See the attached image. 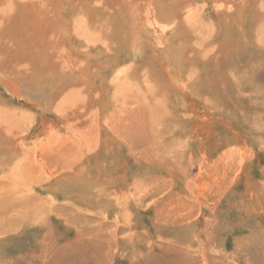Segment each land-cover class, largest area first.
Returning <instances> with one entry per match:
<instances>
[{
	"label": "rangeland",
	"instance_id": "rangeland-1",
	"mask_svg": "<svg viewBox=\"0 0 264 264\" xmlns=\"http://www.w3.org/2000/svg\"><path fill=\"white\" fill-rule=\"evenodd\" d=\"M105 1L108 2L106 4L109 9L118 7L125 14L119 16L118 35L109 38L108 42L112 45L107 47L105 44H97L103 50V58L93 66L103 70L104 75L102 81H98V86H90L98 92L96 98L101 106L103 103L108 104L102 106L104 109L100 111V116L104 119L105 128L117 132L119 139L110 136L109 152L100 157L101 167L95 169L92 162L86 163L90 167H82V174L87 182H74L68 186H60L54 180H44L45 176L41 171H36L39 180L35 179L33 187L29 189L25 187L28 182L21 184L5 180L2 176L5 171H2V164L10 161L12 157L6 152L4 154L3 148L0 149V198L12 201L19 200L18 196H23V202L35 207L30 211L22 207L24 212L19 211L21 218L30 221L23 215L25 212H29L33 218L37 217L36 214L39 216L35 224L11 218L8 224V218L14 216L11 212L7 214V220L4 216L0 217V264H264V46L252 49L251 57L256 58L253 59L255 67L249 68V71L242 70L245 64H249V59L246 60L245 57L243 60L242 56L240 58L237 52L232 51L230 62L225 60L220 63L219 59L211 61L213 68L209 73V78H212L213 72L219 74L218 70L222 69V65L226 71L241 69L242 73H237L241 76L238 75L235 80L239 81L240 85L243 84L244 95L258 104L253 108L255 112L240 117L245 118V121L238 119L239 116L228 118L227 112L221 110L212 113L211 106H206L189 95L188 101H193L199 107V115L196 117L186 116L182 110H176L178 114L180 112V119L177 121L165 120L166 113L146 115L148 123H153V130L149 133L150 140L148 136L143 139L145 145L148 144L146 147L150 150L153 148L154 153L146 159L153 162H146L145 156L133 153L136 146L139 148L141 145L132 134L135 121H144L143 114L146 111L135 110L129 102L125 106L124 101L127 99L122 95L130 97L133 92L131 88L121 92L126 74L130 77L140 70L130 77L137 84L141 70L146 63H150L165 78L164 67L172 64V60L169 56L162 55L159 48L166 50L168 38L173 31L183 30V33L188 35L184 40L195 44L197 42L199 47L203 48L211 45L209 39L212 37L215 39L213 43L221 39L225 41L229 32L225 33L218 0H184L190 6L192 14L198 15L195 16L194 22H198L199 26L186 28L183 22L179 24L183 21V16L176 14L166 26L165 35H161L156 28V22H159L161 15L157 18L156 9L154 18L152 12L148 15L149 9L155 7V4L151 5L155 1L150 0V8L147 7V12H144L147 32L141 33L148 38L151 36L150 31L154 29L158 34L156 40L159 47L156 48L155 54L152 49L148 50L147 59L134 57L128 60L124 57V50L129 36V7L125 0H94L100 3V6ZM259 2L241 0L237 5H232L234 9L228 12L229 20L234 23L233 14L237 12L240 4H248L250 24H247V18L245 31L239 30V26L231 31V35L236 37L232 40L235 45H242L244 35L258 27L260 17L252 18V14L259 10ZM16 3L18 5L19 2L16 0ZM58 4L56 5L65 9L63 13H60L62 9L48 11L56 18L60 13L70 19L75 11L77 14L81 12L80 16L84 17L90 9L87 5L89 0H58ZM22 11L23 7L19 5L10 12L7 11L5 15L11 13L16 16ZM13 15H0V77H12L25 92L36 99V104H44L43 101L52 95L53 90L43 81L30 78L35 74V63H38L36 50L30 53L29 44L23 41L27 35L19 34L10 22L8 24V18ZM261 21L264 28V20ZM220 26L223 31L217 33ZM52 31L58 38L51 35L50 46L53 48L49 50L53 53L52 56H57L56 49H60L58 45L64 46L66 43L62 40L65 33L58 29ZM67 32V35H70L69 41L78 44L79 36L76 37L71 29ZM40 34L42 35L41 31ZM180 40L182 39L177 38L174 41ZM34 42V48L38 46L39 50H44L46 44L37 38ZM81 44L84 47L88 45L85 42ZM92 51L100 52L94 49ZM16 54L17 56H14ZM199 55L202 57L201 51ZM78 58L84 59L81 53ZM183 63L184 61L182 65ZM194 64L197 70L191 77H198L200 73V83L206 82V76L203 70H200V59L194 60ZM18 71L30 80L15 76ZM179 71L184 74L183 66L179 65ZM224 78L227 81L230 79ZM165 80L166 83L169 82L167 78ZM89 82L90 78L87 83ZM78 84L83 85L84 82L78 81ZM207 87L203 86L201 90L210 96ZM3 89L0 86V128L7 133L6 138L17 141L16 134L19 131L21 134L30 131V136L26 139L28 141L34 137L33 133L37 134L43 126L50 123L61 124L55 118L53 107L48 108V113H42L41 107L35 103L29 104L4 89L5 94ZM34 89L36 90L33 91ZM170 91L168 100L173 106L175 94L178 92L174 86ZM217 102L223 105L222 100ZM124 106L130 107L131 110L126 111ZM132 113L142 115L136 119ZM128 117L130 119L127 120ZM19 120L21 125L15 126H21L19 130L10 129ZM122 120H125L124 124ZM42 135L52 140L50 133L48 136L47 132ZM5 141L10 142L7 139L2 142ZM140 141L138 139V142ZM19 172L15 171L16 176L21 175ZM2 180L5 181L2 183ZM28 191L35 195L29 203L26 200L29 197ZM2 222L7 228L3 229ZM45 234L47 235L44 238Z\"/></svg>",
	"mask_w": 264,
	"mask_h": 264
},
{
	"label": "bare ground",
	"instance_id": "bare-ground-1",
	"mask_svg": "<svg viewBox=\"0 0 264 264\" xmlns=\"http://www.w3.org/2000/svg\"><path fill=\"white\" fill-rule=\"evenodd\" d=\"M17 1L19 2L18 5L16 3V0H0V15H13L11 13L5 15V13L7 11L10 12V10L14 9L16 6L21 5L23 7L22 13L16 16L13 15V19L10 17L8 18L7 22L8 24L10 22V24H12V28L19 34L21 33L27 35L25 36L26 39L23 41L29 44L28 50L30 53H34V51L36 50L35 56L38 59V63H35V66H37L36 69L34 67L35 74H33V76L30 78L32 80H36L37 78V80L43 81L50 86V90L55 91H52V95L48 96V98L43 101L44 104L40 102L36 104V99H34V97H31L28 92H25L22 87L19 86V83H17L16 80L12 77H0V86H2L8 93H12L13 95L17 96L19 99L23 98L29 104L35 103L37 106L41 107L40 109L42 110V113H48V111L50 110L48 108L53 107L54 111L56 112L55 118L60 121L61 124L56 125V123H50L48 126H43L37 134L33 133L34 137H32V139L28 141L26 139L28 138V136H30V131H27L25 134H21V131H19L17 134L15 133L16 135H18V139L17 141H14L10 137L6 138L5 134L7 133L4 129L0 128V138L2 139L0 140V149L3 148L4 154L6 152L8 153V156L10 155V157H12L10 161L2 164V171L5 170L2 176L3 178H5V180L7 179L11 183L21 182L22 184L28 182L29 184L25 185V187L27 186L28 189L32 186V183L35 179L39 180V175H36V171H41L43 173V175L45 176L44 180H48L49 182L54 180V182L60 186H68L71 183L73 184L74 182H84V180L86 181V179L82 174V167L87 166L86 163L89 162H92V165H94L95 169L101 167L100 157L102 156V154L106 155L109 152L108 146L111 143L110 136L112 138H118L119 136L117 132L105 128V125L103 124L104 119L100 116V111L104 109L103 107L106 103L102 104L103 107L101 106L96 98V94H98V92L95 91L94 88H92L90 85L98 86V81H102V75H104L103 70L95 67V65L93 66L96 61H100V59L103 58V50L101 49V46H98L97 44H105L107 47L112 45V43H109V38L112 35H118L119 16L121 17V15H124L125 13L118 7L116 9H109L108 5L106 4L107 1H105L100 6V3L98 4L94 2V0H89V4L87 5H89L88 7L90 9L87 15L85 14L86 16L83 15L84 17H82L80 16L81 12H78L77 14L75 11L74 15H72L70 19H68L65 18V16L60 15V13H63L65 9L63 10L62 7L57 6L59 5L58 0ZM151 1H155L151 4H155V7L154 9H149L150 11L148 15L150 16L151 12L152 18H154L155 13L157 15V18L159 15H161L160 20H158L159 22H156L157 31L158 33H161V35H165L166 26L169 24L171 17L176 14H181V16H183V21L179 22V24L183 22L186 28L193 29L194 27L199 26L198 22H194L198 15L192 14V10H189L190 6L184 0ZM218 1L220 3L219 7L222 9L219 13L222 12L223 15V27L225 29V33L229 32V36L227 39H225V41L221 39V41L213 43L215 39L214 37H212L209 39L212 46L210 45L203 48L199 47L200 44L197 42L196 45L194 42L190 43L189 40H184V38L187 39L186 37L188 35L183 33V30H176L173 31L168 38L169 42L166 44V50L159 48V51L162 52V55H164L165 57L169 56L172 60V64L169 63L164 67V74L166 75L165 78L164 75H162L156 68H154V66H151L150 63H146V65L141 70L140 80L136 81L137 84H135L130 77L135 76L140 70H137L138 72H135L136 74L133 73V75H131L130 77L126 74V78L123 82L124 84L121 87L122 91H120L123 93L125 92V89L131 88V91L133 92L130 97H128L129 95L126 96L125 94L122 95L121 93L122 97L124 99H127L125 101L123 100L125 106L126 103L129 102L130 104H133V108L135 110L139 112L146 111V113L143 114L145 118L144 121L137 120L135 121L134 125L132 124V134L136 137L137 143L141 146H144H140L141 148H138L137 145L133 153L135 155L138 154L145 156L146 162L149 161L146 159H148L150 155L154 154L152 152L153 148L150 147V150L149 147H146L148 144L145 145L143 139V137L145 136L149 137V133L153 130V123H148L146 115L151 114L153 116L156 113H166L165 120L168 121L169 119H172L174 121H177L178 119H180V112L178 114V111L182 110L186 116L193 117L195 115L196 117L197 114L199 115V107L193 101H188L187 98L189 95L194 96V98H196L204 105L211 106L210 112L212 113L222 110L224 113L227 112L228 118L239 116L238 119H242L243 121H245V118L240 117H246L247 113L254 111L253 108L258 106V104L254 103L251 98L244 95L245 92L242 88L243 84L240 85L241 83L235 80V78L239 75L237 73H242L241 69H239L240 71H232V73L231 71H226V68L222 67L224 66L222 65V69L218 70L219 74L216 75V73L213 72L212 78H209V73L213 68L211 61L219 59L220 63L221 61L225 60L230 62L232 58V51L237 52V55H239L240 58L242 56L243 60L245 59V57L246 60L249 59V64H245V68H243L242 70L249 71V68L255 67L254 60L256 58L251 57V51L253 48L260 49L264 46V36L262 35L264 34V28L261 21L264 20V14H262L264 11V1L259 2L260 0H258V4H261L260 8L257 12L252 14V18H255L256 16L260 17L258 27L252 30L253 32L248 33L249 35H244V41L242 45H235V43L232 42V40L236 39V37H233L231 35V31L234 30L236 26H239V30L245 31L244 26L247 18V24H250L248 4H240L241 6L237 10V12H235L236 14H233V23L231 19L229 20L228 12H231L234 9L232 5H237V3H240L241 0ZM125 2L129 7V11L126 12L128 13L127 16L130 17V25L128 27L129 36L127 37L126 48L124 50L126 54L125 56H123L128 60H131L134 57L147 59L148 50L152 49L153 54H155L154 52L156 51V48L159 47L157 43L158 40H156L158 34L156 31H154V29L150 31L151 36L148 38L143 36L141 33L142 31L147 32L146 27L148 26L145 24L146 21L144 19V12H147L145 10L149 5L150 0H125ZM62 5L64 6V4ZM59 9L62 10L58 14L57 18L53 17L51 15V12H48L49 10L58 11ZM155 9L158 12L154 13ZM252 10L250 12H252ZM18 20H21V22L19 23ZM109 20L111 21V23H109ZM33 24L36 28L33 26ZM1 25L4 26L6 24ZM153 26L155 27V25ZM52 28L58 29V31L65 33L64 39L62 40H64L66 43L64 44V46L63 44L60 46L58 45L60 49H56V52L58 53L57 56H52L53 53L50 51L51 48H53L52 46H50V39H52L51 35H54V38L55 36H57L55 33H53ZM69 29H71L72 32L74 31L76 37L79 36V38H77L79 42L78 44H75L73 41H69L70 35H67V31H69ZM40 31L42 32V35L40 34ZM222 31L223 28L222 26H220V29H218L217 33ZM35 38L41 41V43L46 44L44 45L43 51L39 50L38 46L37 48L33 47L36 44L34 42ZM56 38H58V36ZM177 38H180L183 41H174L175 39L177 40ZM81 42H85L88 45L84 47L82 46ZM93 49L96 51L100 50V52L98 51L93 53ZM200 51L202 57H200L199 55ZM79 53L83 55L84 59L78 58ZM14 56H17V54ZM196 59H200V70H203L204 75L207 79L206 82H203L204 84L200 83L199 78L202 74H200L199 72V75H197L198 77H191V74H193L197 70L194 64V60ZM182 61H184L183 65ZM132 62L134 63L133 60ZM23 64H26V62H23ZM179 65L183 66V69L185 70L184 74L180 73ZM174 70H176V72H174ZM15 74V76L19 78L22 77L24 78V80H30V78H28V76L23 74L21 71H18ZM17 77L15 78L17 79ZM224 77H228L230 79L227 81ZM231 77L234 79L232 80ZM19 78L17 80L21 81V79ZM89 78L91 82H89L88 84L87 81ZM129 78L131 82H129ZM166 78L169 81L168 83H166ZM78 81L84 82V84H78ZM70 83H72L73 85H67ZM172 86H174L178 92V94H175L173 106L170 105V102L168 100V91L172 89ZM203 86L209 87L208 90L210 91L208 92H210V96L202 92L201 89ZM4 89L3 92L5 93ZM35 90L36 89H34L33 91ZM211 96L213 97V99ZM217 100H222L223 105H219ZM167 102H169L168 105ZM125 106V110H131L130 107ZM132 115H135L136 119H138V116L142 114L132 113ZM128 119H130V117H128L127 120ZM20 123L21 120L17 121V123H15L10 129L14 128V131H18L21 126L19 128L16 127L17 125H21ZM124 123L125 120H122V124ZM10 126H12V124ZM45 131L47 132V136L48 133L51 134V141L48 140L46 136L42 135L46 133ZM182 132L184 133L183 130ZM4 139L10 140V142H2ZM138 139H140L141 141L138 142ZM148 140H150V137ZM152 162L153 161H151L150 163ZM157 164L159 163L157 162ZM16 170L18 172L20 171L19 174L21 175L16 176ZM4 181L2 180V183ZM28 194L29 197L25 199L28 200L27 202L29 203V200L33 199L32 197H35V195L32 194V191L30 193L28 191ZM17 198L20 200V202H18L19 200L4 201L0 198V217H6L7 214L11 212L14 213V216L12 215L13 217L5 218L6 220L8 218V224H10V218L11 220L23 219L25 220L24 222H27V224H31V222L32 224H35L37 220H39L38 214H36L37 217L33 218V216L29 215V212H25L23 215L30 221L26 220L25 218H21L19 214L21 213L19 211L23 210L22 207L25 209H29L30 211L33 210L35 206L33 207L32 205H28L27 203L23 202V196H18ZM2 201H4V203ZM16 212H18L17 215H15ZM22 212H24V210ZM4 224L2 226L3 229L7 228V225ZM47 226H49L48 223ZM46 235L47 234H45L44 238L46 237Z\"/></svg>",
	"mask_w": 264,
	"mask_h": 264
}]
</instances>
